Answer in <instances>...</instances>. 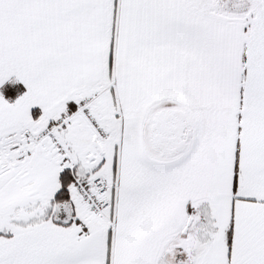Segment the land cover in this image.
Segmentation results:
<instances>
[{"label": "snow or ice", "instance_id": "snow-or-ice-1", "mask_svg": "<svg viewBox=\"0 0 264 264\" xmlns=\"http://www.w3.org/2000/svg\"><path fill=\"white\" fill-rule=\"evenodd\" d=\"M0 264H264V0H0Z\"/></svg>", "mask_w": 264, "mask_h": 264}]
</instances>
